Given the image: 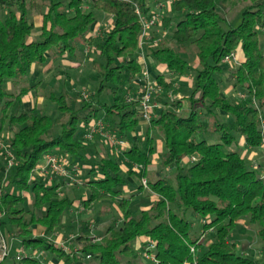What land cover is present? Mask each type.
<instances>
[{"label":"trees","instance_id":"trees-1","mask_svg":"<svg viewBox=\"0 0 264 264\" xmlns=\"http://www.w3.org/2000/svg\"><path fill=\"white\" fill-rule=\"evenodd\" d=\"M84 1L0 0V140L15 164L5 180L0 175V240L19 237L28 251L8 264H42L35 257L38 251L55 255L59 264H264V172L232 148L241 138L250 150L264 142V0H241L236 26L227 25L225 0L155 3L158 8L159 1L167 2L175 14L162 18L161 13L165 38L145 44L152 45V63L163 68L155 70L156 84L163 96L181 85V77L190 84L184 95L175 90L162 96L149 121L139 104L144 86L135 81L143 76L136 10L145 16L155 12L150 0H91L89 9ZM95 11L112 21L97 38ZM238 50L241 58L228 70L225 63L232 61L224 59ZM85 56L92 58L87 65L94 75L80 82ZM35 68L42 69L38 76ZM228 84L232 90L226 94ZM40 97L43 106L54 105L55 117L37 110ZM98 119L122 145L107 141L106 147L98 136L91 147L85 145L83 135ZM210 132L220 133L221 141L205 140ZM153 133L162 149L150 172ZM46 153L58 155L65 168L69 159L82 161L85 171L97 175L83 181L88 195L81 205H112L113 220L99 236L84 223L76 236L69 235L73 243L66 248L50 239L74 202L59 194L60 184L39 174ZM75 166L66 170L74 172ZM34 171L40 178L32 177ZM127 179L138 186L124 196ZM145 187L149 204L132 208ZM239 220L258 240V254L248 255L231 242ZM135 239L142 241L141 251L133 247ZM145 251L156 262L145 259Z\"/></svg>","mask_w":264,"mask_h":264},{"label":"rangeland","instance_id":"rangeland-1","mask_svg":"<svg viewBox=\"0 0 264 264\" xmlns=\"http://www.w3.org/2000/svg\"><path fill=\"white\" fill-rule=\"evenodd\" d=\"M158 0H150V11H159V13L164 14V17L162 18H166V16H172L174 14V12L171 10V6H164L162 9L161 7L155 8L156 6V2ZM91 0H85L83 3V8L84 9H89L91 6ZM241 0H225V5H226V9H225V13L224 15L226 17H228V23L227 25H231V26H236L240 23L241 21V13L240 11H238V8L242 7L240 4ZM157 6H159V3H157ZM175 15V14H174ZM170 16V17H171ZM94 17H95V22L94 25L92 27V32H93V36L95 38H97V36H100V34L103 31H107L110 29V25H111V17L107 14L101 13V12H94ZM35 23H38L39 21V16L34 15L33 16ZM161 18V19H162ZM172 20V25L173 22L176 21V18L173 16L171 18ZM164 27V28H163ZM168 31V28L165 25H162L161 22H158L155 26H153V31H152V38L151 39H147L145 40L141 46H140V62L143 64V58L145 57H149V53H150V48H152V45L157 44L160 40L164 39L166 36V33ZM261 39V48H262V52L264 54V34H262L260 36ZM152 40V45H148L146 46L145 44ZM88 47L85 48L84 53L85 55L88 54ZM235 53V52H234ZM236 58H241L240 55V51L238 50L236 53ZM143 57V58H142ZM86 58V61H84V65H82L81 69L79 70V73L77 74L78 76V80L80 82L82 81H89L90 78L94 75L93 70H91L90 68H88L87 63L90 62L92 60L91 56L90 58ZM150 58V57H149ZM142 60V61H141ZM237 62V61H236ZM236 62H231L228 63L226 62L225 65H227L228 70L231 69V67L236 64ZM148 66V70H150L149 72H144V68L143 69V76L142 77H138L136 79L135 82H137L139 84L140 87H142V85H146V84H152V83H157L154 76H155V70L152 69V66L150 67L149 64H147ZM42 72L41 68H35L34 70V76H38L40 73ZM44 73V72H43ZM181 85L176 84L177 86L174 87V89L172 91H168L166 96L162 95V91L159 92H154L153 93V102L157 104V107L154 108V111L157 112V110L160 108V100L163 97H169L172 95V93L176 92L178 93L177 95H184L188 92L189 88L188 87V77H181ZM231 81L230 78H228L225 83H229ZM136 83V84H137ZM183 83V84H182ZM179 89V90H178ZM178 90V91H177ZM84 92H86L84 90ZM74 93V92H73ZM83 94V92H82ZM175 95V96H177ZM84 97L87 96V94H83ZM29 97L25 96L24 99H27ZM43 100L41 99V97L38 99L37 102H35V106L38 109H42L44 111L45 114H48L52 117H55L57 115V110L55 109L54 105L51 103L47 102V107L43 106L44 102H42ZM45 105V104H44ZM24 107L26 109L31 107L30 103H25ZM81 130L84 131L85 127L84 126H80ZM105 131H107L109 133V131L106 129L105 127ZM110 134V133H109ZM154 137V146H155V151L152 155V160H151V165L149 166L150 172L154 171L156 169V165L159 162V158H158V152L162 149V143L161 141L158 139L159 135L156 133L152 134ZM11 136L10 133L6 134L4 136V138L6 140H8V138ZM98 136V138L100 139V141L102 143H104V145L106 147H108V143H107V139L105 138L104 135L97 133L94 135V137L87 141L84 140V135H83V142L85 143V145L89 148L92 146V143L94 141V138ZM203 138L205 140H207L209 143H219L221 141V134L220 133H216V132H210L208 134H206L205 136H203ZM4 141V139H3ZM3 144V142H2ZM232 148L234 150L239 151L241 154L243 153V150H245L246 146L244 144H240V139L237 141V144L232 146ZM2 152V151H0ZM258 154L255 155V157L253 156L250 159L249 155H244L245 157H247L249 159V162L252 164H256L259 165V169L257 171L259 172H264V144L262 146V148L260 150H258ZM88 157V156H87ZM7 159L6 157L2 156L0 153V175L3 178V180H5L7 174L12 173L14 170V166H8L7 164ZM72 161L71 159H69L68 161L65 162L66 168L70 167V165H76L73 169L76 170L74 172H70V174L67 177H60V176H51V181L53 180V183H57L60 184L59 187V194L60 195H66L67 197H69L73 202L74 205L71 207V210L68 211L65 214V220L64 222L57 228V232L49 235L50 239L55 241L57 244H59L60 246H65V248L68 246V244L71 242L73 243V241L68 240V237L71 236H76L78 234V230L81 227L82 224H87L89 226H91L92 230H91V235L93 236H99L102 231L104 230V228L111 223V221L113 220V215L111 213L112 211V205L106 201H102L100 203H93L91 204L88 208H85L81 205V202L84 198H86V196L88 195V189L83 185V181L88 180L90 178L92 179H96L97 175L96 174H90L87 170L85 171V169L82 168L83 163L82 161H72V163L70 162ZM39 163L42 164L43 163V156L41 157V159L39 160ZM69 169V168H67ZM148 170V171H149ZM32 177L35 178H40V176L38 175V173L36 171H34V173L32 174ZM42 182L46 183L47 179L44 177H41L40 179ZM138 186V181L137 180H133V179H127L126 180V185L124 186L123 189V194L124 196H129L131 194L132 191H135V189ZM148 189L145 187V193H141V194H137L135 195L134 199L132 200L131 203V207L132 208H136L138 209V207H142V206H147L150 202V197L145 198L144 196L148 193ZM78 204V205H76ZM81 205V207L79 206ZM139 205V206H138ZM238 223L240 224L238 228H236L230 235V240L231 242L235 243L237 248H245L244 252L247 253L248 255L250 254H258L259 250H260V244L258 242V240L253 236V232L249 229V227H246L247 225H244L245 222H243V220H239ZM198 226H195V224L192 226V229L195 230V228H197ZM207 235L204 236V238H206ZM63 237V238H62ZM208 239L206 238L205 241H207ZM6 245L9 246V257L6 258L2 264H8L11 261V257L16 256L18 253L21 256H24L28 253L27 250H24L22 245H21V239L19 237H14V236H10L8 237V240L5 241ZM133 247H135L136 249L141 251V247H142V241L140 239H135L133 241ZM21 249L24 250V252H21ZM20 250V252H19ZM35 257L42 263V264H59V259L51 254L50 252H42V251H38L35 253Z\"/></svg>","mask_w":264,"mask_h":264},{"label":"built area","instance_id":"built-area-1","mask_svg":"<svg viewBox=\"0 0 264 264\" xmlns=\"http://www.w3.org/2000/svg\"><path fill=\"white\" fill-rule=\"evenodd\" d=\"M137 15L140 18L141 23V33H140V44H142L145 40L149 38V30L155 26L158 22L161 20V13L158 11H155L153 13H150L149 15L145 16L143 15L139 10H136ZM225 61H233L236 62L237 58L234 52H231L228 56L225 57ZM160 86L157 85L155 82L144 85V90L140 95V110L142 113L143 119L146 121H149L154 116V108L157 107V104L153 102V93L159 92ZM132 98L130 96L127 97V100H131ZM97 133H100L105 136L108 142H110L112 145H122V142H120L114 135L109 134L107 131H105V123L98 119L93 124L89 125L86 129V132L84 133V139L90 140L93 138V136ZM0 149L3 150L4 155L7 159L8 166H11L14 161V155L12 152L5 148V146L2 144V141L0 140ZM141 167L140 165H136V167ZM74 170V169H72ZM77 170V169H76ZM74 170V171H76ZM39 174L47 176L49 179L52 175L54 176H68L70 173L66 170L63 163L59 160L58 155L53 153H46L43 157V163L38 167ZM142 183L145 184V180H142ZM99 237H95L94 241H99ZM153 242L149 243L148 248H152ZM20 252V250H19ZM21 252H24L23 249H21ZM9 253V246L6 245V242L4 239L1 238L0 240V261L7 256ZM21 255L18 253L16 255V259H20ZM144 258L149 259L153 262H156V258L154 254L149 253L145 251Z\"/></svg>","mask_w":264,"mask_h":264},{"label":"crops","instance_id":"crops-1","mask_svg":"<svg viewBox=\"0 0 264 264\" xmlns=\"http://www.w3.org/2000/svg\"><path fill=\"white\" fill-rule=\"evenodd\" d=\"M159 3V5H160V7H161V9L164 7V6H169V4L167 3V2H164V1H159L158 2ZM157 8V7H156ZM143 58V57H142ZM142 61V60H141ZM147 64H149L150 65V67L152 66V69H154V70H156V69H159V70H163V68H161V67H158V66H155L153 63H152V61H151V58H149V57H145V58H143V64H142V66H143V68H144V72H149L150 70H148V66H147ZM188 81V85L190 84V80H187ZM231 90H232V87H231V85L230 84H228L227 86H226V88H225V90H224V93H226V94H229L230 92H231ZM240 144H244V140H243V138H241L240 139ZM263 144H264V142H263ZM263 146V145H262ZM262 148V147H261ZM261 148H259L258 150H260ZM258 150H250V149H248L247 147L245 148V150H243V153L241 154L242 156L243 155H249L250 156V159L254 156L255 157V155H257L259 152H258ZM53 181V180H52ZM42 233H40V235H41Z\"/></svg>","mask_w":264,"mask_h":264}]
</instances>
